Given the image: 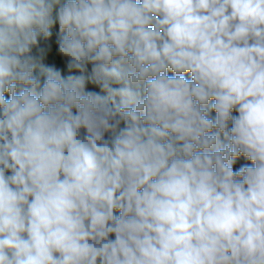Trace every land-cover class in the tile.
I'll use <instances>...</instances> for the list:
<instances>
[{
    "label": "clouds",
    "instance_id": "9594fccd",
    "mask_svg": "<svg viewBox=\"0 0 264 264\" xmlns=\"http://www.w3.org/2000/svg\"><path fill=\"white\" fill-rule=\"evenodd\" d=\"M0 264H264V0H0Z\"/></svg>",
    "mask_w": 264,
    "mask_h": 264
}]
</instances>
